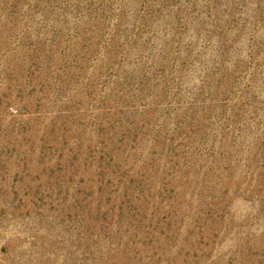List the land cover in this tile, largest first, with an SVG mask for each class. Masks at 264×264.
<instances>
[{
	"label": "rangeland",
	"instance_id": "rangeland-1",
	"mask_svg": "<svg viewBox=\"0 0 264 264\" xmlns=\"http://www.w3.org/2000/svg\"><path fill=\"white\" fill-rule=\"evenodd\" d=\"M0 264H264V0H0Z\"/></svg>",
	"mask_w": 264,
	"mask_h": 264
}]
</instances>
